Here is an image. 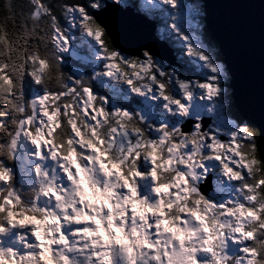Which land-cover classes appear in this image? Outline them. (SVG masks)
<instances>
[{
	"label": "snow or ice",
	"instance_id": "6c2138e0",
	"mask_svg": "<svg viewBox=\"0 0 264 264\" xmlns=\"http://www.w3.org/2000/svg\"><path fill=\"white\" fill-rule=\"evenodd\" d=\"M29 5L0 23V264H264V148L200 6L140 4L193 79L112 46L102 0Z\"/></svg>",
	"mask_w": 264,
	"mask_h": 264
},
{
	"label": "water",
	"instance_id": "95a60500",
	"mask_svg": "<svg viewBox=\"0 0 264 264\" xmlns=\"http://www.w3.org/2000/svg\"><path fill=\"white\" fill-rule=\"evenodd\" d=\"M202 3L205 26L218 44L229 73V87L239 116L264 130V0H197ZM107 7L94 13L106 28L112 46L129 54L149 48L170 65H177L172 49L156 36L155 21L129 5L105 0ZM207 191L212 193V178Z\"/></svg>",
	"mask_w": 264,
	"mask_h": 264
},
{
	"label": "trees",
	"instance_id": "16d2710c",
	"mask_svg": "<svg viewBox=\"0 0 264 264\" xmlns=\"http://www.w3.org/2000/svg\"><path fill=\"white\" fill-rule=\"evenodd\" d=\"M54 1L57 2V0H51L52 3H55ZM105 0H102V2L104 3ZM188 2L190 3H197L198 1L197 0H187ZM66 2L68 3H76V2H86V0H66ZM9 3V0H0V23L3 22L4 18L7 17L9 15V12H8V9L6 7V5ZM11 3L13 4V7L15 8V10L17 12H19L20 8L23 7L25 11L28 10V8L30 7L29 5V0H11ZM201 3V2H200ZM126 5H129V6H132V7H136V8H140V4L137 2V0H127L126 1ZM125 5V6H126ZM199 11L201 12V21H202V24H200L201 26V31L202 33L204 34V36L206 37V39H209L207 40V44L212 46L215 50H216V54H217V58L218 60H222V55L220 53V49H219V46L218 44L215 42V40L212 38L211 36V33L209 32V30L207 29V27L205 26V22H204V13H203V9H202V3L200 4V7H199ZM203 27V28H202ZM156 33V31H155ZM78 34V33H77ZM157 36V34H156ZM106 38L107 35H106ZM158 38V37H157ZM204 38V37H203ZM174 53V52H173ZM177 61V60H176ZM72 63L76 66H79L78 62L76 61H72ZM178 63V62H177ZM224 64V62H223ZM225 65V64H224ZM184 67L186 68V70H190L189 68H187L185 65ZM82 70L84 71H88L89 73L91 72V70L85 66H82ZM191 71V70H190ZM192 72V71H191ZM38 87V86H36ZM110 89H103L101 91V94L102 95H107L108 97L110 96V92H109ZM228 97L230 98V96L228 95ZM229 106L231 108H234L233 106V103L231 101V98H230V101H229ZM256 130V128H255ZM256 133H257V130H256Z\"/></svg>",
	"mask_w": 264,
	"mask_h": 264
},
{
	"label": "flooded vegetation",
	"instance_id": "af4514ba",
	"mask_svg": "<svg viewBox=\"0 0 264 264\" xmlns=\"http://www.w3.org/2000/svg\"><path fill=\"white\" fill-rule=\"evenodd\" d=\"M153 15L156 17V18L153 19V20H155V21L157 22V28L162 27L164 24H163L162 20L159 18L158 13H153ZM197 17H198V22H199V24H202V21H201V13H200V15H198ZM202 28H203V27H202ZM200 34L202 35V38L204 37L203 40H204L205 43L207 44V40H209V39H206V37L204 36V34L202 33L201 30H200ZM219 61L222 62L221 60H219ZM177 62H178V61H177ZM222 63H223V62H222ZM224 66H225V65H224ZM175 68L178 70V72H179V74L181 75L182 78L185 77V76H188V77L193 78V79L201 78V77L199 76V74H195V75H193V73H192L190 70H186V68L184 67V65L181 64L180 62H178V65H176ZM225 69H226V66H225ZM226 72L228 73L227 69H226ZM225 87L228 89V95H229L230 98H231V89H230V87H229V73H228V80H227V82L225 83ZM228 95H227V99H226V101H225V103H226V115H228V117H229L230 119H234L237 123H244V122H247L251 127H253V128L255 129V127H254L252 124H250L248 121L242 119V118L239 116V114L237 113L235 107H234V108H231V107L229 106L228 103H229V101H230V98L228 97ZM231 101H232V98H231ZM232 103H233V101H232ZM233 106H234V104H233Z\"/></svg>",
	"mask_w": 264,
	"mask_h": 264
},
{
	"label": "rangeland",
	"instance_id": "374dc122",
	"mask_svg": "<svg viewBox=\"0 0 264 264\" xmlns=\"http://www.w3.org/2000/svg\"><path fill=\"white\" fill-rule=\"evenodd\" d=\"M126 1L127 0H121V3L120 4H122V5H126ZM55 3H56V1H54ZM137 2L139 3V4H141L142 3V0H137ZM182 2L184 3V4H187V5H198V6H200V2L198 1L197 3H190V2H188L187 0H182ZM199 13H201L200 11H199ZM159 15V14H158ZM196 19H197V22H198V17H196ZM162 20V19H161ZM162 22H163V24H164V21L162 20ZM169 23H170V21H169ZM199 23V22H198ZM78 35V34H77ZM172 67H175V65H171ZM85 67H87V66H85ZM90 69V68H89ZM91 70V69H90ZM118 91V90H117ZM109 92H110V96L109 97H112L113 96V91L112 90H109ZM131 99V105H135L136 103H138V101H139V98H137L136 96H135V94H133V96L130 98ZM115 102L117 103V104H124L125 106H131V105H129V102L128 101H125V100H123L122 98H120V97H117V99L115 100ZM250 123V122H249ZM251 124V123H250ZM212 183H213V188H214V178L212 179Z\"/></svg>",
	"mask_w": 264,
	"mask_h": 264
},
{
	"label": "bare ground",
	"instance_id": "6f19581e",
	"mask_svg": "<svg viewBox=\"0 0 264 264\" xmlns=\"http://www.w3.org/2000/svg\"><path fill=\"white\" fill-rule=\"evenodd\" d=\"M173 51V50H172Z\"/></svg>",
	"mask_w": 264,
	"mask_h": 264
}]
</instances>
